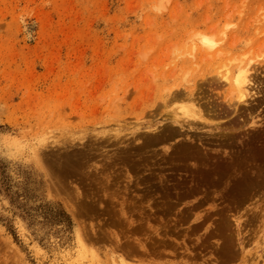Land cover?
Here are the masks:
<instances>
[{"label":"rangeland","instance_id":"1","mask_svg":"<svg viewBox=\"0 0 264 264\" xmlns=\"http://www.w3.org/2000/svg\"><path fill=\"white\" fill-rule=\"evenodd\" d=\"M0 264H264V0H0Z\"/></svg>","mask_w":264,"mask_h":264},{"label":"bare ground","instance_id":"2","mask_svg":"<svg viewBox=\"0 0 264 264\" xmlns=\"http://www.w3.org/2000/svg\"><path fill=\"white\" fill-rule=\"evenodd\" d=\"M203 42H204L205 45L208 46L209 49H212L213 47L215 48L216 44H215V42L212 39H210L208 37H203ZM240 65H242L241 62H240ZM240 65H239V69L236 71V78H235L234 82H235V85H236V87H237V89H238V91L240 93V100H244L246 98V92L248 91L246 89V86H245L246 84L248 85L247 73L250 72V71H248V70L245 71V69L243 68L244 66L242 67ZM229 73H230V71L227 70L222 78L224 80H226V81H229V77H228Z\"/></svg>","mask_w":264,"mask_h":264},{"label":"trees","instance_id":"3","mask_svg":"<svg viewBox=\"0 0 264 264\" xmlns=\"http://www.w3.org/2000/svg\"><path fill=\"white\" fill-rule=\"evenodd\" d=\"M53 220L54 221H58V222H67L69 220V218L66 216V214L63 211H60L58 209H56L55 211H53Z\"/></svg>","mask_w":264,"mask_h":264}]
</instances>
